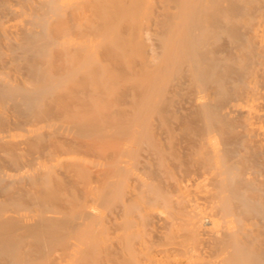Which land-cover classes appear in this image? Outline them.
<instances>
[{
    "label": "bare ground",
    "instance_id": "6f19581e",
    "mask_svg": "<svg viewBox=\"0 0 264 264\" xmlns=\"http://www.w3.org/2000/svg\"><path fill=\"white\" fill-rule=\"evenodd\" d=\"M1 252L264 264V0H0Z\"/></svg>",
    "mask_w": 264,
    "mask_h": 264
},
{
    "label": "rangeland",
    "instance_id": "374dc122",
    "mask_svg": "<svg viewBox=\"0 0 264 264\" xmlns=\"http://www.w3.org/2000/svg\"><path fill=\"white\" fill-rule=\"evenodd\" d=\"M98 52H100V56L102 57V52H103V49H102V51H101V49L98 51ZM106 119H105V117L104 116H100V119H99V122H100V124H107L106 123ZM238 136V135H240V134H238V133H236L235 135H233V136H231L230 137V139H229V141L231 140V139H233L235 136ZM51 234H49V236H50ZM48 236V235H47ZM9 257L10 256H7L6 254H4V253H0V258H1V260H2V262H3V264H20V263H15L14 261H12L11 259H9ZM45 264H55L54 262L53 263H49V262H47V263H45Z\"/></svg>",
    "mask_w": 264,
    "mask_h": 264
}]
</instances>
